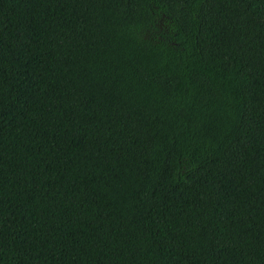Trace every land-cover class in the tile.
<instances>
[{
  "label": "trees",
  "instance_id": "trees-1",
  "mask_svg": "<svg viewBox=\"0 0 264 264\" xmlns=\"http://www.w3.org/2000/svg\"><path fill=\"white\" fill-rule=\"evenodd\" d=\"M4 138L0 264H264V0H0Z\"/></svg>",
  "mask_w": 264,
  "mask_h": 264
},
{
  "label": "rangeland",
  "instance_id": "rangeland-1",
  "mask_svg": "<svg viewBox=\"0 0 264 264\" xmlns=\"http://www.w3.org/2000/svg\"><path fill=\"white\" fill-rule=\"evenodd\" d=\"M6 140H7V138H4V139H1V141H0V150L1 151L5 150L4 147H5V144H6ZM5 151H7V150H5ZM7 157H8V154H7ZM10 157H11V155H10Z\"/></svg>",
  "mask_w": 264,
  "mask_h": 264
}]
</instances>
